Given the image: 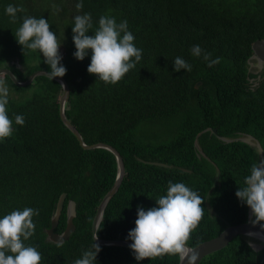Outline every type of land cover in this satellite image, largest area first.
Listing matches in <instances>:
<instances>
[{
	"label": "trees",
	"instance_id": "obj_1",
	"mask_svg": "<svg viewBox=\"0 0 264 264\" xmlns=\"http://www.w3.org/2000/svg\"><path fill=\"white\" fill-rule=\"evenodd\" d=\"M78 2L0 0V69H11L20 81L37 70L50 71L43 57L24 51L14 35L25 16L48 18L64 48L67 117L87 144H110L125 162L124 178L105 209L99 237L130 241L138 207L156 206L170 180L184 182L204 200V214L189 245L248 221L249 207L241 204L236 191L251 166L261 162L260 151L248 142L222 137L251 134L264 148V68L260 73L250 69L253 43L264 38V0H84L82 9ZM9 4L24 10L15 22L5 14ZM85 13L92 14L96 26L102 15L117 22L126 19L143 50L142 60L115 85L88 72L91 54L83 61L73 55L72 24L76 15ZM196 44L218 63L209 67L203 54L193 56L190 49ZM177 56L192 65L190 72L174 71ZM0 81L9 89L13 120L12 135L0 142V215L38 209L35 235L27 243L42 253L41 264H73L94 243L93 221L116 182L117 157L107 148L81 145L61 117L63 87L55 79L39 75L19 86L3 74ZM16 114L24 116L23 126L15 124ZM64 193L55 231L66 229L70 201L76 203V229L69 240L55 243L47 229ZM251 240L238 235L199 264H264V248L256 250ZM100 246L97 264L180 262L179 255L138 262L130 247Z\"/></svg>",
	"mask_w": 264,
	"mask_h": 264
},
{
	"label": "clouds",
	"instance_id": "obj_2",
	"mask_svg": "<svg viewBox=\"0 0 264 264\" xmlns=\"http://www.w3.org/2000/svg\"><path fill=\"white\" fill-rule=\"evenodd\" d=\"M83 3L84 0H79L77 8L82 9ZM23 11L22 7L9 4L5 14L15 22L17 13ZM72 26L76 49L74 57L83 61L91 54L87 70L90 74H97V80L105 84L115 85L120 82L143 58V50L136 46V37L129 30L126 19L117 22L114 16L102 15L96 26L92 14L85 13L76 15ZM14 35L24 51L38 52L43 57L44 62L50 66V71L46 73L49 79L54 80L67 73L60 52L62 42L57 33L51 30L48 18L25 16ZM190 51L195 57L203 54L209 67L218 63V60H211L210 54L204 52L199 44L193 45ZM173 65L176 72L192 70V65L181 56L174 58ZM9 102V89L5 82L0 81V142L13 133V120L8 112ZM14 122L23 126L26 121L22 114H16ZM236 196L242 205L250 208V223L264 228L261 223L264 222V162L251 166ZM155 201L156 206L147 209L139 206L137 209L135 227L129 230L127 236L131 241L129 247L132 254L138 262L145 258H163L165 255H179L183 259L186 242L203 217L204 200L184 182L170 180L166 194L160 195ZM38 215L39 210L32 207L18 208L0 215V264H41L42 253L36 246L27 243L35 235L33 217ZM97 238L94 233V243L82 251L81 257L73 264H97L101 251L100 244L95 242ZM197 258L198 254L191 255V264H195Z\"/></svg>",
	"mask_w": 264,
	"mask_h": 264
},
{
	"label": "water",
	"instance_id": "obj_3",
	"mask_svg": "<svg viewBox=\"0 0 264 264\" xmlns=\"http://www.w3.org/2000/svg\"><path fill=\"white\" fill-rule=\"evenodd\" d=\"M253 55L251 56L252 59H257L259 66L263 67L264 66V38L257 39L253 43ZM250 64H252L250 62ZM49 71L47 70H37L33 72L30 77L25 80V81H20L17 76L13 73V71L9 68H1L0 69V75H5L8 74L12 80L19 86H27L31 84L35 78L39 75H45L47 76L46 73ZM56 81H58L62 87H63V92L60 97V114L65 122V124L76 134L78 140L80 141L81 145L84 148L87 149H92V148H98V147H103L111 150L117 157V162H118V176L116 179L115 184L112 186V188L109 190V192L104 196L101 204L98 207L97 214L94 218L93 221V235L94 233L97 235V240L96 242L102 245H119V246H125L129 247L131 241H126V240H113V239H104L100 238L98 235V229L100 226V223L103 219V214L105 212V209L107 205L109 204L111 198L115 195V193L118 191L122 180L125 175V162L123 159V156L121 153L112 145L99 142L95 144H87L81 134V132L77 129V127L69 120L66 114V107H67V102H68V96H69V84L65 77H56ZM201 82L196 84V87H199ZM213 132L217 133V129H213ZM226 141H233V140H242L245 142L250 143L251 145L257 147L260 151L261 155V162H264V148L261 144V142L253 135L248 134L246 136L242 137H237V138H228V137H222ZM66 193L62 194L59 202L57 204L56 211L53 215L52 218V226L47 229V234H48V239L55 242V243H64L67 240L70 239L72 233L76 229V225L74 223V218L76 216V203L74 201H70L68 204V220H67V227L66 229L59 233L55 231V228L59 225V221L62 215V211L64 208V203L66 200ZM251 219V210L249 208V219L246 222L237 224V225H230L226 229H224L218 236L209 239L207 241H204L197 246H191L188 243H186V253L184 258L182 259L180 256V262L179 264H191L189 257L193 254H198V258L195 261V264H199L207 255L214 253L218 250H221L225 248L229 243L238 235H245L251 238H255L258 240V242L254 243L250 241L251 245L253 248L256 250H261L264 248V228H261L260 225H253L250 223ZM264 224L263 222H261ZM251 233V235H250Z\"/></svg>",
	"mask_w": 264,
	"mask_h": 264
},
{
	"label": "rangeland",
	"instance_id": "obj_4",
	"mask_svg": "<svg viewBox=\"0 0 264 264\" xmlns=\"http://www.w3.org/2000/svg\"><path fill=\"white\" fill-rule=\"evenodd\" d=\"M60 49H61V53L63 54L64 53V48L63 47H60ZM251 63L252 64H251L250 69L253 72L260 73L263 70V68H264V66L263 67H260L259 66V63H258V60L257 59H252L251 60ZM252 80H254V79H252ZM258 80H259V77H258L257 80H254L255 81L254 82V85H256L258 83ZM160 129H161V131H163L161 127H160ZM244 136H246V135H244ZM251 239H252L251 241L254 242V243L258 242V240L255 239V238H251Z\"/></svg>",
	"mask_w": 264,
	"mask_h": 264
}]
</instances>
